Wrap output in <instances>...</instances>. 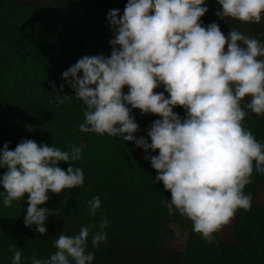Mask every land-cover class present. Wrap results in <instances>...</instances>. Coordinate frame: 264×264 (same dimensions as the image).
Masks as SVG:
<instances>
[{
	"label": "clouds",
	"instance_id": "obj_1",
	"mask_svg": "<svg viewBox=\"0 0 264 264\" xmlns=\"http://www.w3.org/2000/svg\"><path fill=\"white\" fill-rule=\"evenodd\" d=\"M208 0H128L123 14L110 10L112 31L110 56L80 58L62 73L75 97L86 106L79 130L132 142L145 153L157 176L170 192L168 214L174 210L192 223V230L206 243L227 225L238 210L250 211L251 194L245 187L253 171L264 174V144L242 126L246 112L264 116V44L231 29L227 37L218 24L205 27L201 18ZM222 11L215 15L241 23L259 24L264 0H216ZM225 46L227 50L225 51ZM127 88V93L123 92ZM163 88V91H155ZM64 85L60 86L63 93ZM167 93V96L165 95ZM69 95H58L63 104ZM175 108L185 112L182 118ZM133 110L158 117L137 139L139 126ZM82 150L21 140L14 150L6 143L0 150V198L5 207L24 201L27 228L47 234L46 221L54 213L45 205L51 194L59 196L84 183ZM68 164L67 170L59 165ZM101 208L98 196L88 202L89 214ZM56 214V213H55ZM108 220L99 226L81 227L79 234H59L48 259L33 258L31 264H93L87 252L90 233L93 248L107 243ZM95 230V231H94ZM12 264H21L16 246Z\"/></svg>",
	"mask_w": 264,
	"mask_h": 264
},
{
	"label": "trees",
	"instance_id": "obj_2",
	"mask_svg": "<svg viewBox=\"0 0 264 264\" xmlns=\"http://www.w3.org/2000/svg\"><path fill=\"white\" fill-rule=\"evenodd\" d=\"M26 5L23 0H0V116H9L0 134V150L6 143L14 150L23 139L64 151L78 147L82 159L72 166L82 169L84 183L59 196L51 194L41 206L54 213L46 221L45 235L24 225L27 197L9 207L0 198V264H12V246L21 252V264H31L33 258L48 259L56 251L54 242L59 234L77 235L81 227H98L105 217L107 243L93 248L91 233L87 242L93 264H113L117 247L130 249L131 255L139 249H154L163 224L176 216L169 215L163 205L170 192L162 183H154L157 173L145 159L158 152L145 153L132 142L81 132L86 106L62 79V73L86 55L110 56L113 34L107 23V6L102 0H61L30 11ZM207 7L201 18L205 27L210 17L222 10L216 0H208ZM261 32L257 30L254 38L264 44L256 38ZM61 85L63 93L58 94ZM123 92L127 93L126 87ZM58 95H69V99L60 104ZM174 112L182 118L185 115L182 108ZM133 116L139 126L136 138L150 143L147 131L158 117L142 116L138 110H133ZM244 126L264 144V116L250 111ZM59 166L66 171L69 165ZM5 172L0 169V176ZM263 185L264 174L254 169L251 183L244 189L252 196L251 210H238L214 234L211 244L190 225L185 251L174 254L171 263L179 259V264H264V205L257 201L260 194L264 198ZM96 196L101 208L92 216L88 202Z\"/></svg>",
	"mask_w": 264,
	"mask_h": 264
},
{
	"label": "rangeland",
	"instance_id": "obj_3",
	"mask_svg": "<svg viewBox=\"0 0 264 264\" xmlns=\"http://www.w3.org/2000/svg\"><path fill=\"white\" fill-rule=\"evenodd\" d=\"M27 2L26 9L34 10L43 5H53L61 0H23ZM96 1V0H94ZM101 1V0H99ZM103 3L107 6L108 10H119L120 14H123V10L128 0H102ZM222 11V10H220ZM216 23L218 24L221 32L227 37L228 33L231 29H235L245 36L249 38H254L256 31H263L257 34L256 38L264 41V18H262L259 24L256 23H241L239 21L226 18V21L220 20L215 13L210 17L209 24ZM227 47L225 46V51ZM248 103V98L246 97L242 102L241 106L244 108L246 112L245 120L249 117L250 110L245 106ZM4 107V105H3ZM9 119V116H0V134L3 133V126L7 125L6 120ZM242 122V126H244V122ZM264 191V185L262 186ZM2 191V189H0ZM262 191V192H263ZM264 195V192L262 193ZM258 198V197H257ZM171 197L167 200H170ZM260 204L264 205V198L259 196L257 200ZM164 201L163 205L165 206ZM166 207V206H165ZM167 208V207H166ZM176 216L172 217L170 222L164 223L159 236L157 238L154 249H139L137 253H133L131 255L130 249H125L122 247H117L115 249V254L113 255V264H137L136 260H139L140 264H152L155 262L156 264H179L180 260L175 259V263H171V259L174 257V254L181 255L185 251L187 236L190 225L192 223L179 215L178 212L174 210ZM160 252V253H158ZM131 253V254H130ZM133 257V258H131Z\"/></svg>",
	"mask_w": 264,
	"mask_h": 264
}]
</instances>
